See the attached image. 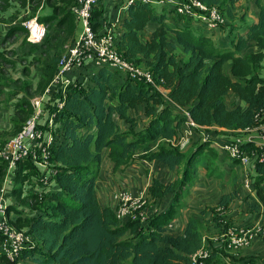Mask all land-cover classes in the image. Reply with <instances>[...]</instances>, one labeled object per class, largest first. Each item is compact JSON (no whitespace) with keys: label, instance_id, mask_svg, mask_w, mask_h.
Masks as SVG:
<instances>
[{"label":"trees","instance_id":"obj_1","mask_svg":"<svg viewBox=\"0 0 264 264\" xmlns=\"http://www.w3.org/2000/svg\"><path fill=\"white\" fill-rule=\"evenodd\" d=\"M200 1L217 7L224 25L208 31L196 20L175 14L174 9L161 6L162 11L157 12L155 6L141 2L129 5L120 19L121 32L115 35L116 51L127 62L148 70L155 86L168 92L166 97L151 85L105 67H84L73 72L77 83L65 91L63 108L55 116L59 127L50 149L56 189L39 197L30 195L36 204V211L30 215L15 206L8 207V212H15L11 224L17 229L27 228L32 241L18 262L189 264L190 257L204 248L205 220L200 216L208 214L221 234L233 223L223 217L226 224L222 225L216 208L224 212L238 199L251 213H258L259 206L264 208V164L256 163L252 183L255 200L248 194L241 197L236 192L225 193L217 207L204 208L199 216L188 217L182 235L168 234V226L184 208L188 190L196 184L198 166L209 177L218 178L223 173L220 167L223 160L229 159L225 154L218 155L210 141H199L183 151L177 141L186 119L177 107L185 109L200 127L232 131L250 129L256 114L264 110V81L258 74L264 61L263 0H255L256 21L238 27L234 23L236 0ZM104 2L97 0L92 8L90 22L95 32L105 22ZM45 3L50 12L40 15L38 20L49 29L45 39L54 56L43 63L44 83L40 89L50 82L62 53V41L57 38L50 41L49 31L58 33V39L64 32L66 39L76 28L72 13L76 0ZM59 3L63 6L58 7ZM245 17L244 14L240 21L244 22ZM149 25L153 27L151 33L144 36ZM176 49L181 51L183 61L172 52ZM230 94L241 104L233 101L235 104L226 105L225 99ZM15 113L12 135L20 132L29 116L18 105ZM103 152L114 170L126 167L136 155L170 172L178 173L182 168V178L169 183L153 179L148 189L153 205L162 203L171 194L167 207L150 212L148 219L140 222L119 220L116 207L100 205L96 182ZM231 163L240 165L233 160ZM24 166L37 175L31 163L18 164L11 193L14 198L22 194ZM5 168L6 162L0 161V181ZM189 168L192 177L185 183ZM212 244L207 241L205 245L210 252L208 262L220 264ZM0 261L10 264L3 256Z\"/></svg>","mask_w":264,"mask_h":264},{"label":"built area","instance_id":"obj_2","mask_svg":"<svg viewBox=\"0 0 264 264\" xmlns=\"http://www.w3.org/2000/svg\"><path fill=\"white\" fill-rule=\"evenodd\" d=\"M133 2L174 9L175 14L196 20L208 31L225 23L224 17L217 7L206 6L200 0H128L123 10L125 11ZM96 3L97 0H76V5L72 8L76 26L74 37L59 59L51 81V91L60 86L62 92V98L56 101L54 111L49 115H43L40 103H38L33 116L25 122L21 132L0 153V159L6 162V176L0 189V256H3L11 264H20L18 262L20 254L32 243L26 230L17 229L11 224L10 221L14 216L12 212H8V207L14 206L11 204L13 198L11 193L14 188L17 166L25 162L31 163L37 171L34 181L39 185L36 184V186L47 187L45 193H38L36 190L33 192L38 197L56 189L51 186L56 170L49 160L56 132L54 119L63 108L66 89L72 84L76 86L77 81L76 77L72 75L73 72L84 67L94 69L105 67L117 71L127 78L151 85L157 90L161 88L155 86L153 77L148 70H142L120 56L116 51L115 36L111 26L103 24L100 31L93 30L90 20L92 8ZM163 92L167 91L163 90ZM177 110L186 119L185 130L177 141L179 145L187 144L194 133L199 132L203 134L202 141H210L213 147L218 148L230 160L238 162L244 168L250 162H253V169L256 163L264 164V110L256 114L255 124L245 131L218 129L214 126L200 127L192 121L185 109L177 107ZM235 136L238 137L235 138ZM252 176L246 169L243 175V187L253 194ZM114 199L117 219L140 222H145L148 219L149 214L145 209L146 201L142 198L119 193L114 196ZM257 238L264 240V217L262 223H255L253 226L229 228L221 243L227 249L239 250L248 247ZM209 256V250L201 248L190 257L189 264H212L208 262Z\"/></svg>","mask_w":264,"mask_h":264},{"label":"rangeland","instance_id":"obj_3","mask_svg":"<svg viewBox=\"0 0 264 264\" xmlns=\"http://www.w3.org/2000/svg\"><path fill=\"white\" fill-rule=\"evenodd\" d=\"M243 1L245 0H236V6H234V8H238L240 13L242 12L241 10H245L244 14L246 15L249 13V10L248 7H245V4L241 5L243 4ZM45 2H47V0H0V54L3 58V60L0 61V153H2L5 146L9 142H11V140L22 130L21 129L20 132H18L16 135H12L16 114L15 107L17 105L19 106L20 110L29 112V116L25 120L26 122L33 116L38 103H40V108L43 115H49L54 111V105L56 101L62 98L60 86L55 87V89L51 91V81L55 73H53L50 82L43 89H40L41 83H44V76L42 72L43 63L48 60L50 62V58L54 56L50 48V43L48 44V40L45 39V36L49 29L47 28V25L38 20V18H40V15L50 12V9ZM57 6L62 7L63 5L59 3L57 4ZM155 7L157 12L162 11L161 6ZM49 33L50 41L52 39L54 40L55 38H57L55 40H57L58 42L62 41V53L58 57L59 61L66 48L71 43L74 34H72L70 38L65 39V35L67 34L63 32L58 39V33H54L52 30H50ZM55 42L56 41H54V43ZM172 52H175L178 58L183 61L184 57L179 49L173 50ZM57 64L55 68L57 67ZM140 68L142 70H145V68L141 66ZM258 74L259 78L264 81V61L258 67ZM225 101L228 106L235 104V102L231 103L234 101L231 98L225 99ZM24 124L22 128L24 127ZM55 125V130H57L59 124L56 123V121ZM202 136V133H194L188 143L183 144V149H190L193 144L199 141L204 142L202 141ZM236 137L238 136H235V138ZM215 150L218 155H224L218 148H215ZM0 161L2 160L0 159ZM223 162L225 164H228L229 166L231 165L232 169H224V166L226 165L223 163L220 167L224 165L222 167L224 169V172L222 173L220 180L216 179L217 175L211 177H209L208 174L204 175L201 166H198V169L196 170L199 173H197V178L195 179L196 184L190 188V193L195 192L196 195L198 192H205L204 188L206 186L204 182H208L207 179H212L211 184L218 187L217 194L219 195V197H221V195L224 193L230 192H236L239 195L245 197V192L243 193V183L239 184V180L242 178L243 182V175L246 172V168L238 166L236 164H232L231 160L227 158H225ZM24 167H26V169H24L21 176H26V178L21 185L22 194L18 197H13L11 199V204L18 208V210H21L22 212L28 213L30 215L36 211L34 208L36 204H34L33 197H31L30 195H36L33 192L35 191V186L36 184H38V182L34 181V177L36 176V174L31 173L30 169H27L28 166ZM191 169L192 168L188 169L189 171L184 177L185 183L189 181V178L191 176ZM125 171L127 174L132 170L125 169ZM141 171V176L143 177H141L142 180L140 181V184H142L144 179H146V174L145 176L143 175L146 171L143 168ZM177 171L178 173L176 172L177 175L175 176H177L178 178H182V168H179ZM5 176L6 173L4 172V175L0 181V189L4 184L3 182ZM175 176H173V178H175ZM212 185H210V188L213 187ZM216 200L217 199H215L211 203H207L206 206H208L209 204V206H211L210 208H215L214 204H217ZM203 207L204 206H201V208ZM216 214L222 217V219L220 220L221 224L226 223L225 219L233 221L232 218H234L227 214L224 215L222 212H217ZM14 215L15 212H13V216ZM260 223H262V220ZM253 225L246 224L244 227ZM233 226V224L229 225L226 228V231L229 228H233ZM26 229L27 228H23V230ZM204 231L205 230L203 229V233H206ZM209 242L213 243V241ZM252 244L253 242H251L248 247L239 249L237 251L247 249L251 247ZM0 264L6 263L0 261Z\"/></svg>","mask_w":264,"mask_h":264},{"label":"crops","instance_id":"obj_4","mask_svg":"<svg viewBox=\"0 0 264 264\" xmlns=\"http://www.w3.org/2000/svg\"><path fill=\"white\" fill-rule=\"evenodd\" d=\"M127 1L128 0H105L104 2L106 4L104 24H108L109 26H111L114 36L118 35L121 32L119 23H120L121 17L124 16L123 8L126 5ZM244 4H245V7H248V10H249V13L246 14L244 22H241L240 18L244 15L245 10L244 11L241 10L242 11L241 13L238 10V8H235L234 10V13H235L234 23H236L237 27L244 26L247 23L255 22L257 19L258 11L255 6V0H245L243 1V4L241 5H244ZM235 6H236V3H235ZM152 28H153L152 25H149L146 28V30L143 32V35L148 36L149 33H151ZM240 30L244 31V29H240ZM217 36L219 37L220 34ZM163 90L164 89L162 88H158V91L164 97H166L168 92H163ZM229 98L236 101L233 95L231 94L226 97V99H229ZM237 103L241 104V102H237ZM121 128H124V126L121 125ZM186 149L187 148L183 149V151H185ZM225 165L226 166L223 165L224 169H232L231 165L230 166L228 164H225ZM222 167H221V172H224V169ZM142 168L146 171L145 173L143 172L144 176L146 174L145 176L146 179H144L143 183L140 184V181L142 180L141 177H143L141 176ZM125 169H130L132 171L126 174ZM201 169L204 172L203 174L206 175V172L204 171V169L203 168ZM246 169L250 172L251 175H254L253 162H250L247 165ZM197 173L199 172L197 171ZM175 175H177L176 172H170L167 168L161 165H157L154 162H148V161L141 160L138 158V155H136L134 159L131 160L130 163L126 167H121L117 170H114L113 165L108 159L106 152H103L102 163L100 166V170H99V174H98V178L96 182V191H97V198H98L99 204L102 206L116 207V201L114 199V196H116L119 193H127L132 197L142 198L144 201H146L145 209L147 210L148 214H150V212H153V213L160 212L161 210H164L167 207L169 201L172 199V195L170 194V196H168L165 200H163L162 203H156L155 205H153L148 189L153 179H158L164 183H169V182L174 181L177 178V176ZM173 176H175V178H173ZM220 177L221 176H219L216 179L220 180L221 179ZM207 181L208 182L206 183L204 182L206 186L204 188L205 192H198L195 195V192L190 193V189L188 190L189 195L184 200V208L182 209V211L180 212L176 220L173 223H171V225L167 228L169 235H173V236L182 235L185 229V225H186V221L188 217L199 216V214L201 213V210H203L204 208L211 207L209 206V204L208 206H206V204L211 203L215 199H217L216 203H218L220 199L219 195L217 194L218 187L216 185L211 184L212 179H207ZM239 182H240L239 184L243 183L242 178L239 180ZM210 185H212L213 187L210 188ZM51 186H54L53 188H56L55 181L53 179L51 182ZM35 190L38 193H45V191L47 190V187L36 186ZM244 190H243V193L245 192V196L248 194L250 195L251 198H253V200H255L254 194H251L247 190L245 191ZM214 205L215 207H217L216 206L217 204H214ZM201 206H204V207L201 208ZM216 212L221 213L222 211L221 209L216 208ZM222 213L224 215L227 214L229 216L234 217L232 218L233 220L232 223L234 226L242 227V226H245L246 224L253 225L255 223L257 224L261 222V220L264 217V208L262 206H259L258 213H251L247 205L244 204L241 201V199H238L234 203L229 205L227 210ZM200 218L205 220V227H204L205 231L204 232L206 233H203L204 248L206 247L205 245H206L207 240L213 241L212 245H213V248L217 252L216 258L220 264H250L249 263L250 261L252 262L251 264H264V240L263 239L257 238L253 242L251 247L247 249L240 250V251L230 250V249H227L225 246L224 247L221 246L222 244L221 240L226 230L222 232L221 234H218L220 229H217L216 224L211 221V217H209L208 214H204L203 216H200ZM225 224L226 223H223L222 225H225Z\"/></svg>","mask_w":264,"mask_h":264}]
</instances>
